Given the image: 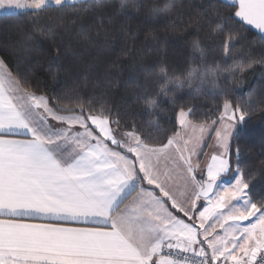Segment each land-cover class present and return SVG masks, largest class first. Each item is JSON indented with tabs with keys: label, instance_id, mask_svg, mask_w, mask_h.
<instances>
[{
	"label": "snow or ice",
	"instance_id": "1",
	"mask_svg": "<svg viewBox=\"0 0 264 264\" xmlns=\"http://www.w3.org/2000/svg\"><path fill=\"white\" fill-rule=\"evenodd\" d=\"M222 2L234 9L222 16L229 24L239 18L264 33V0ZM69 4L86 0H0V15ZM91 8L90 2L78 8L67 26H75L77 18L83 22L80 14ZM170 10L171 5L164 9ZM88 27L97 34L110 31L99 14ZM80 31L88 38L82 24ZM190 114L183 108L176 114L192 130L190 149L187 141L174 147L176 136L158 146L135 130L117 138L111 125L119 120L109 109L91 102L61 106L59 98L38 94L18 67L0 58V264H220L221 257L252 264L264 249V199L253 202L239 176L232 186L219 184L230 171V140L247 113L226 99L212 125L194 124ZM217 123L220 151L210 157L207 178L198 179L190 157L202 151L204 135ZM69 142L75 145L71 151L65 148ZM170 149L180 153L178 160ZM174 172L183 181L181 198L170 186ZM209 218L216 221L210 227Z\"/></svg>",
	"mask_w": 264,
	"mask_h": 264
},
{
	"label": "trees",
	"instance_id": "2",
	"mask_svg": "<svg viewBox=\"0 0 264 264\" xmlns=\"http://www.w3.org/2000/svg\"><path fill=\"white\" fill-rule=\"evenodd\" d=\"M88 2L92 8L80 14L83 22L77 18L68 27ZM121 3L86 0L0 15V58L18 67L38 94L59 98L61 106H103L119 120L114 126L135 130L153 146L176 133L181 108L191 112L192 122L210 123L229 100L247 115L230 140V171L219 180L239 167L247 196L264 199V36L238 18L235 24L225 21L222 16L234 9L222 0H124L123 8ZM167 5L170 11H164ZM153 8L160 11L154 14ZM98 14L107 33L88 27Z\"/></svg>",
	"mask_w": 264,
	"mask_h": 264
},
{
	"label": "crops",
	"instance_id": "3",
	"mask_svg": "<svg viewBox=\"0 0 264 264\" xmlns=\"http://www.w3.org/2000/svg\"><path fill=\"white\" fill-rule=\"evenodd\" d=\"M244 24H246V23H244ZM246 25L248 27H250L251 29H253L254 31H256L257 33H259L260 35L264 36V33H261L254 26L248 25V24H246ZM187 119L190 120L188 117H187ZM192 123H194V122H192ZM194 124H201V123H194ZM203 124L212 125V122L203 123ZM111 127L113 129L117 130V138H120V136H119L120 133L129 132V131H123V130L119 129L118 127L114 126L113 124L111 125ZM213 132H214V127L210 126L208 128V130H207V133L204 135L202 144L207 142L208 138H210V135ZM176 134H179V135L177 136ZM192 135H193V133H192L191 128H185V127L181 126L178 123V129H177L176 133L173 135V136H176V139L174 141V147H176V146L185 147V142L187 141V145L186 146L190 149L191 146H192V142H191ZM109 145L112 146L110 144V142H109ZM73 147H75V145L72 144L71 142H69L68 144L65 145V148H66L67 151H71ZM203 149H204V146H203ZM169 151H170V154L178 160L180 153H176L173 149H170ZM212 154H214V153H212ZM184 155L188 156V153L185 152ZM211 155H210V157H211ZM210 157L207 160H205L204 162L202 161V153L201 152H198L196 155H193V156L190 157L191 162L194 165H198L197 172H196V176H197L198 179H200L201 177H203L204 179L207 178V176H206V168H207V164L210 162ZM168 166L169 167H173V165L171 163ZM164 167H165L164 162L161 161V168L163 169ZM229 168H230V165H229ZM226 174H228V172L222 174L221 177L226 175ZM219 181L225 182V184H224L225 186H228L229 184H231V183L227 182L228 180L227 181L226 180L225 181L224 180H219ZM170 186L172 187L173 192L177 196V198H181V192L183 191V181L180 179L179 175L177 173H175V172L173 173L172 181H170ZM157 192H158V190H157ZM133 196H135V193H133ZM131 199H132V197H129V199L126 200L124 203L128 204ZM170 203L171 202H169V206H170ZM123 206L124 205H121V208H123ZM180 215L182 216L183 214H180ZM185 219H187V218H185Z\"/></svg>",
	"mask_w": 264,
	"mask_h": 264
},
{
	"label": "rangeland",
	"instance_id": "4",
	"mask_svg": "<svg viewBox=\"0 0 264 264\" xmlns=\"http://www.w3.org/2000/svg\"><path fill=\"white\" fill-rule=\"evenodd\" d=\"M234 108V107H233ZM222 110H223V106H222ZM221 110V111H222ZM219 117H220V115H219ZM219 117H218V119H217V121L219 120ZM236 118L237 119H239V114L237 113V115H236ZM220 125L217 123L216 125H215V127H214V132L210 135V138H208V140H207V142L206 143H204V144H202L201 145V147H202V151H200L201 153H202V161L204 162L205 160H207L209 157H210V155L212 154V153H217V152H219L220 150H219V148H218V146L216 145V136H215V128H217V127H219ZM203 146H204V149H203ZM237 168H235V167H233L232 168V171H231V176L228 178V179H226V181L228 182V183H231V184H229L228 186H232V185H234L235 184V181H236V178L239 176L240 177V174H239V172L236 170ZM225 181V180H224ZM219 184H220V186L221 187H223V186H225L224 184H225V182H221V181H219ZM218 190V189H217ZM246 193V192H245ZM206 223V226H211V224L212 223H216V221L214 220V219H212V218H209V220L208 221H206L205 222ZM244 224H247L248 222L247 221H245V222H243ZM216 232L218 233V234H222V230L219 228V225H217V229H216ZM200 239H203V237H200ZM243 241H241V243H242ZM204 247L205 248H207V245L205 244L204 245ZM229 248H231V245H229L228 246ZM209 255H210V251H209ZM238 255H240L239 253H238ZM244 259L245 260H248V257H244ZM220 260H222V261H224V262H229L230 264H232V261L229 259V260H226L225 258H223V257H221L220 258Z\"/></svg>",
	"mask_w": 264,
	"mask_h": 264
},
{
	"label": "built area",
	"instance_id": "5",
	"mask_svg": "<svg viewBox=\"0 0 264 264\" xmlns=\"http://www.w3.org/2000/svg\"><path fill=\"white\" fill-rule=\"evenodd\" d=\"M164 252L165 254H167L168 250L165 249ZM262 256H264V249L257 252L256 258L252 261V264H264V259H261ZM220 264H229V263L220 260Z\"/></svg>",
	"mask_w": 264,
	"mask_h": 264
}]
</instances>
